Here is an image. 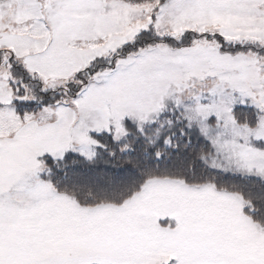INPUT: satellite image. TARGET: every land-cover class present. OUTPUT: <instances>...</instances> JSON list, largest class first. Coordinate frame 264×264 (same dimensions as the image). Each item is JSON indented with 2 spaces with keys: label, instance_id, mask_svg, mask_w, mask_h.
I'll return each mask as SVG.
<instances>
[{
  "label": "snow or ice",
  "instance_id": "obj_1",
  "mask_svg": "<svg viewBox=\"0 0 264 264\" xmlns=\"http://www.w3.org/2000/svg\"><path fill=\"white\" fill-rule=\"evenodd\" d=\"M0 264H264V0H0Z\"/></svg>",
  "mask_w": 264,
  "mask_h": 264
}]
</instances>
